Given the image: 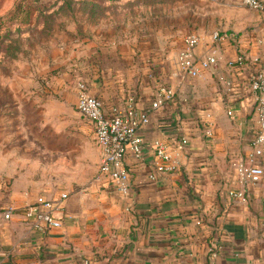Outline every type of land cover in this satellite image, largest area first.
<instances>
[{
    "label": "crops",
    "instance_id": "crops-1",
    "mask_svg": "<svg viewBox=\"0 0 264 264\" xmlns=\"http://www.w3.org/2000/svg\"><path fill=\"white\" fill-rule=\"evenodd\" d=\"M183 47L184 42L161 56L156 49L138 54L130 46H114L110 59L95 56L92 64H82L88 89L107 114L126 109L132 100L139 112L149 114V123L140 128L143 157L126 156L128 195L104 178L77 191L54 190L45 178L35 180L23 170V150L13 154L6 145L0 148V209L15 208L10 220L0 215V264H207L212 246L217 247L215 264H264V175L245 186L235 171L260 129L249 79L264 71V48L248 52L225 41L218 70L190 78L178 62ZM207 47L201 44L197 52ZM240 49L247 54L246 65H227ZM222 77L232 85L222 83ZM157 81L172 86L176 96L154 110ZM74 95L47 102V94H28V116L66 111L67 104L77 103ZM183 137L188 144L179 154L174 151L181 159L178 170L159 181L150 179L153 141L173 144ZM26 144L23 140L17 146ZM38 145L45 146L41 140ZM96 151L100 164L97 144ZM260 161L264 169V156ZM241 188L245 199L230 195ZM40 195L60 201L55 215L62 225L45 233L32 228L24 215Z\"/></svg>",
    "mask_w": 264,
    "mask_h": 264
},
{
    "label": "rangeland",
    "instance_id": "rangeland-1",
    "mask_svg": "<svg viewBox=\"0 0 264 264\" xmlns=\"http://www.w3.org/2000/svg\"><path fill=\"white\" fill-rule=\"evenodd\" d=\"M215 30L237 32L232 44L248 52L264 48L256 41L264 34V12L242 0H0V148L23 150V170L54 190L89 188L99 161L77 103L61 113L47 110L45 118L28 116L25 97L77 98L82 64L110 59L111 47L130 46L138 54L156 49L162 56L179 49L189 33L210 40ZM23 140L27 147H18Z\"/></svg>",
    "mask_w": 264,
    "mask_h": 264
},
{
    "label": "built area",
    "instance_id": "built-area-1",
    "mask_svg": "<svg viewBox=\"0 0 264 264\" xmlns=\"http://www.w3.org/2000/svg\"><path fill=\"white\" fill-rule=\"evenodd\" d=\"M242 3L249 9L264 12V0H242ZM238 40L239 34L229 31H213L209 42H205L204 37L199 33L187 34L184 47L178 54L181 73L184 77L198 78L205 71H217L221 62L222 43ZM256 41L264 46V34L257 36ZM204 43L208 47L202 53H198V47ZM247 60L246 52L240 49L236 58L227 61V65L244 67ZM221 81L228 87L232 85L230 80L223 77ZM249 85L257 104L260 129L253 140L251 151L235 164L238 180L245 186L260 182L264 175L260 161L264 156V71L254 72L250 76ZM175 96L176 90L172 86L157 81L152 108L158 110L164 107L165 104L173 101ZM77 111L93 125L95 142L100 149V164L96 179H107L121 194L128 195L131 178L126 165V156L131 154L137 159L143 157L144 139L140 134V128L149 123V114L139 112L133 100L126 109L114 108L110 114H107L103 109L102 101L89 91L85 80H80L78 83ZM228 114L231 115L232 111H228ZM206 134L211 137L212 131L208 128ZM187 144L186 137L173 144L159 138L155 139L153 141L155 160L149 175L150 179L159 181L161 175L177 171L181 165V159L177 154L183 151ZM175 150H178L177 154L174 153ZM230 195L235 198H246L244 188L233 190ZM67 197L66 193L62 195V199ZM59 202L42 195L38 196L34 202L26 206L25 220L41 233L47 232L50 228L61 227V219L55 215ZM14 212L15 208L12 206L0 209V215L5 220H10ZM216 249V246L210 248L207 264H215L218 255Z\"/></svg>",
    "mask_w": 264,
    "mask_h": 264
}]
</instances>
